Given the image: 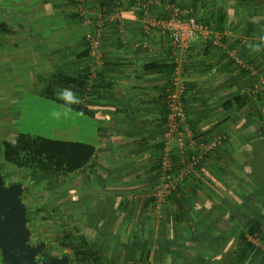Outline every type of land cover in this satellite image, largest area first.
Listing matches in <instances>:
<instances>
[{
	"label": "crops",
	"instance_id": "crops-1",
	"mask_svg": "<svg viewBox=\"0 0 264 264\" xmlns=\"http://www.w3.org/2000/svg\"><path fill=\"white\" fill-rule=\"evenodd\" d=\"M191 1L195 2L191 11L197 21L216 32L227 33L229 42L240 40L235 48L228 43L212 48L204 37L197 38L188 52L184 74V82L190 88L186 97L189 119L195 128L200 132L214 129L225 133L226 151L221 161L225 171L219 176V193L223 199L230 198L238 205L241 199H253L260 189H264V134L258 132L264 130V107L256 100V93L261 91L255 92L251 88L250 107L233 118H229L223 104L235 92L264 81V0ZM103 2L110 0H87L90 9L99 8ZM121 17L126 23L123 37L116 22L108 24L105 31L104 65L100 70L98 89L86 105L90 114L79 112L99 124L101 132L110 131L101 136L97 146L93 145L97 153L88 169L77 173L82 194L90 185L97 190L94 184L99 180L101 189L89 193L111 196L110 200L105 196V201L100 197L96 202L98 210L101 209L97 225L100 226L107 217L109 225L115 227L113 234L109 230L103 233L108 236V242L111 240L109 255L121 256L117 264H121L119 261L132 264L133 261H125L128 255L138 257L135 249H128L132 237L123 240L118 234L124 227L126 230L132 220L131 224L136 221L133 226L140 232L141 243H144V235L152 231L150 264H235L239 241L238 233L229 234L233 223L221 221L219 226L220 231L231 239V246L226 244L227 240L216 245L212 239L188 233L185 223L177 227L173 222L172 232L169 218L165 222L145 224L144 202L140 206L138 202L132 204L133 194L143 195L153 189L148 180L153 161L152 141L147 140L150 145L144 144V137L153 136L159 141L165 139L167 131L162 122L161 96L169 75L157 69L146 72L144 65L169 63L171 55L169 40L158 31L146 41L138 11L126 6ZM90 31L72 0H0V75L8 77L4 80L0 76V83L15 81L13 68L29 67L31 86L36 91H60L69 100L68 104L74 103L79 98V89L59 84L58 76L83 72L88 64L86 37ZM257 45L262 47L254 52ZM242 65L252 69H247L249 73L244 74ZM65 90H70L74 96ZM106 136H110L113 143L103 144ZM118 158L123 160L121 165L114 163ZM121 172L124 175H118L117 182L111 179L112 173ZM251 176L253 188L245 184V179ZM214 189L210 188L211 192ZM122 192L128 195L126 200L118 197ZM204 204L212 207L219 203L214 199ZM135 209L139 213L134 219L131 213ZM85 213L88 219L89 213ZM236 220L241 224L245 219L238 217ZM211 222L209 219V224ZM83 224L84 227L87 222ZM103 234L99 237L106 239ZM161 240L171 246L160 247ZM163 257L166 260L161 262ZM0 264H3L2 258Z\"/></svg>",
	"mask_w": 264,
	"mask_h": 264
},
{
	"label": "trees",
	"instance_id": "trees-1",
	"mask_svg": "<svg viewBox=\"0 0 264 264\" xmlns=\"http://www.w3.org/2000/svg\"><path fill=\"white\" fill-rule=\"evenodd\" d=\"M160 1V4H162V16H165V13L163 12L165 11L163 9V4H166V2H169L170 4H176L178 7L184 10L187 8L186 4L178 3L177 0ZM72 3L74 6L76 5L75 1L73 0ZM114 3V0H110V2L107 3L103 2L101 7H105L107 9V13H109L110 11L114 10ZM194 3L195 2L193 1L192 4ZM157 10V7L152 9L150 12L151 15L157 13ZM140 15H142V13H140ZM190 16L195 17L193 11ZM197 22L200 23L199 21ZM214 31L216 32V30ZM144 38L147 41L150 37L146 38L144 35ZM239 42V39L229 42L227 41V38L224 37L221 45H223V43H228L231 48H235ZM208 44L209 47L212 48H220L221 46L214 45L210 40H208ZM169 49L171 55L169 63H151L144 65V71L146 72L157 69L158 72H163L169 75L167 83L163 87L164 92L161 96V105L163 108L162 122L165 127L167 126L168 115L170 113L169 107L167 105V90L170 89L171 77L173 75L175 66L172 58V48L170 43ZM86 54L89 55L88 50ZM231 61L234 64L236 63L233 60ZM187 64L184 68L185 71ZM250 64L252 66V63ZM241 70L244 72V74L249 73L247 68H242ZM87 72V68H84L83 72L79 75L68 76L60 74L58 76V82L59 84L79 89V98L77 100L75 99V102L70 103L69 106H71L77 112L90 114L88 113L86 106L81 103V99L84 96ZM99 75L100 72L98 74V79L100 78ZM185 87V111L188 118V124L190 125L193 133V140L195 141L196 145L194 147H190L189 144L186 143V148L183 151L176 142L172 145L169 152L171 170L168 172V174L178 175L181 170L186 168L189 163L192 162L193 156L199 157V155L203 153L201 146L203 144H210L214 137H222V143L208 150L206 154L202 156V159H200L195 167L190 171V173L184 177L183 181L177 185L176 189L171 190V192L166 195L168 206L174 207L175 209L169 215V224L172 227L171 231H174L173 227L175 224L178 227L185 223L186 231L190 230L191 234L201 236L205 239H212L216 245H219L221 241L225 240L224 242H226L227 240L226 244L231 246V239H228L227 236L219 229L221 221H229L233 223V228L229 234L236 235V233H238L237 239L239 241V246L238 253L236 254L237 257L235 259V264H260L264 261V189H260V193H257L253 199H241V203L238 205L230 200V198L223 199L220 193L218 195L219 204H214L212 207L208 205L207 207L205 204L201 203L200 198H198L196 195L197 189H199L198 187L205 185L206 181L210 183L212 188L218 189V183L221 182L219 176L225 171L222 169L221 165L222 154H224L226 151L225 133H222L221 130L214 131V129L200 132L195 128L189 119V105H187L188 101L186 98L190 88L186 83ZM251 88H253L252 85L251 87L249 86L248 89L245 88L241 92H235L230 99L225 101L223 108L225 111H227L229 118L235 117L238 112L248 106L250 107L253 98L252 90H250ZM97 89L98 84H96L93 92L90 94L88 102H90ZM256 95V100H259L261 94L258 95V93H256ZM258 132L264 134L263 129L258 130ZM214 133L216 134L212 135ZM147 140L152 141L151 155L153 157V161L151 162V166L148 171V180L150 184H155L153 187L155 189L159 178L162 175V163L166 154L167 142L164 138H160L158 141L155 137L146 135V137H144V144L150 145ZM153 141H155V143ZM0 148L1 171L4 166H11L17 170L27 173L33 181L43 180L46 182H48V180H50L52 177H68L71 174L88 169L90 163L94 160L97 153L96 147L91 144L54 140L29 134H18L13 139V141L3 142V144L0 145ZM253 182L252 176L245 179V184L251 188H253ZM76 195L77 194L74 190L68 191L55 197L54 204L56 205L57 209H63L67 205H70L72 202H74L73 200L75 199ZM210 198L214 200L212 196H210ZM155 201L156 199L153 196L149 198L144 197V208L147 209L151 207ZM40 211H42L41 208L35 210L29 209V221ZM100 213L101 209H97L95 213L89 214L87 224L84 226V233L80 237H78L76 229L67 231L65 233L64 239L66 240V243L63 246L64 248L70 249L71 251L72 257L70 264H117V261L120 260V255L116 258L115 256H110L105 253L104 249H109V238L107 235L106 240H103L102 246H99L96 242V237L99 235V226L97 224ZM238 217L245 219L244 222L238 224L236 220ZM209 219L212 221L211 224H209ZM173 222L175 224H173ZM145 235L144 243H141L136 235L133 236V240L130 242L128 249H135L138 252V257L134 258L133 256L128 255L127 258H125V261H133L132 264L150 263L152 260L150 250L152 247L151 241L153 238L151 233L147 234L146 237ZM254 239H258V244H255L252 241ZM162 242L163 240L160 241V245L158 242V245L160 247L162 246V248L166 249L165 245L171 246L168 243L163 244ZM165 260L166 258L163 257L161 262H164Z\"/></svg>",
	"mask_w": 264,
	"mask_h": 264
},
{
	"label": "rangeland",
	"instance_id": "rangeland-1",
	"mask_svg": "<svg viewBox=\"0 0 264 264\" xmlns=\"http://www.w3.org/2000/svg\"><path fill=\"white\" fill-rule=\"evenodd\" d=\"M177 2L186 4L187 8L185 10H192L191 0H177ZM160 3V0H152L150 9L152 10L157 7V13L153 14V16L165 18V16L161 14L162 4L160 6ZM86 7L88 6L86 5L85 8ZM13 70L15 81L11 79L10 83H0V145L5 141H13L18 134H29L54 140L81 142L97 146L101 141V136L106 132L109 134L110 131L101 132L99 124L94 122L90 117L84 116L69 106V100L62 92H51L50 90L41 93L40 91H36V88L31 86L32 80L30 78V73H28L29 67L24 66L21 67V69L13 68ZM2 79L8 80V77H2ZM254 85V91H261L258 94H261L260 99L257 100L258 104L264 107V81L260 80L259 83L256 82ZM53 96H55V98H53ZM168 133L169 130L167 129L166 136ZM103 141V144L113 143L110 136ZM168 142H170V147L175 143L172 138L170 140L168 139ZM114 145L116 146L115 143ZM122 162L123 160L118 158V162L115 161L114 163L121 165ZM1 172L6 184H10L14 181L22 182L24 185L22 200L28 209H42V211L31 218L28 222V226L33 231V241L42 239L47 242L49 246L48 250L53 255H62L63 252L67 251L63 246L66 243L64 236L67 231L76 229L78 237L84 233L83 223L88 221L86 220L87 216L85 212L87 211L90 214L96 211L99 207L96 202L100 200V197L104 200L106 196V198H108L107 200H110V195L108 193L103 194V196H100L98 192L96 195L89 193V191L96 190L92 187L93 185L90 184L89 189L86 187L85 194H82V186L81 184L78 185L79 176L77 173L71 174L68 177H52L46 182L43 180L33 181L27 173L11 166H4ZM118 175H124V173H112L111 179L115 180L119 178ZM115 182H117V180H115ZM154 185L155 184H152L153 187ZM94 186L97 190L101 189L99 180H97ZM203 186L198 187L199 189H197L196 193L201 203L204 204V202L211 201L210 196L218 200L220 183H218V190L214 189L215 192H211L210 188H212V186H210L209 182L205 181V185ZM71 190H74L77 194L73 200L74 202L63 209H57L54 204L55 197ZM157 190L156 186L155 189L153 188L143 195L133 194V199L131 200L132 204L138 202L139 206L141 202H144V197L149 198L153 196L156 199L151 207L147 209L144 208L145 224H150L151 222L155 223L156 221L165 222V220L169 218L170 213L175 210L174 207L168 206L166 195ZM119 194L121 196L119 195L118 197L121 199L126 200L128 197L124 192ZM105 203L108 202L106 201ZM133 207L135 206L132 205L131 208ZM135 210L131 213L134 219L139 213L138 210ZM129 218H131L130 214ZM109 221L107 217L101 221L99 234H103L106 230H109L111 234H113L115 227L109 225ZM131 221L128 222L126 230L124 227L122 231L118 232L123 240H127L131 237L133 238L135 235L140 237V232L137 230V227L133 226V223L135 224L136 221L132 224ZM149 233L152 234V231H148L146 235ZM153 233H156L155 230ZM188 233H191L190 230H188ZM102 240L103 238L101 237L97 238L99 246H102L100 245ZM104 251L109 255L111 249H104ZM119 262L124 264L123 261Z\"/></svg>",
	"mask_w": 264,
	"mask_h": 264
},
{
	"label": "built area",
	"instance_id": "built-area-1",
	"mask_svg": "<svg viewBox=\"0 0 264 264\" xmlns=\"http://www.w3.org/2000/svg\"><path fill=\"white\" fill-rule=\"evenodd\" d=\"M76 5L75 8L79 15L82 17L83 22L90 26V33L86 37L87 49H88V64L86 85L84 87V96L81 99V103L86 106L88 98L93 92L94 87L98 84V74L104 65V55L102 50L103 40L105 37V31L108 24L117 23V28L121 34L124 35V29L126 27L125 20L121 17V11L129 6L134 10L142 13V35L146 38L151 37L156 31L162 35L167 36L170 46L172 48V58L174 61V71L171 77L170 89L167 90V105L170 113L168 115V123L166 128L169 130L168 135L165 137L167 142L166 154L162 163V175L159 178L157 191L168 195L171 190L176 189L177 185L183 181L190 171L195 167L202 156L206 154L208 150L216 145L222 143V137L216 136L210 144H203V153L199 157H192V162L180 171L178 175H171L168 172L171 170V161L169 158V152L171 149L168 139L171 138L178 144L183 151L186 148V143L190 147L196 145L193 140V133L188 124V118L185 111L184 97L186 92L184 74L185 66L188 63V52L191 44L199 37H204L206 40H210L214 45L220 46L224 37H228L227 33L215 32L211 27L200 24L196 21L191 10H184L178 7L176 4L166 3L163 4V11L165 18L151 15L152 0H114L115 7L113 11L107 13L105 7H99L90 9L87 4V0H73ZM92 12V15L90 14ZM89 16V17H87ZM190 16V17H188ZM243 68L252 69L242 65ZM254 92V91H253ZM257 92V90L255 91ZM255 244H258V239L252 240Z\"/></svg>",
	"mask_w": 264,
	"mask_h": 264
},
{
	"label": "water",
	"instance_id": "water-1",
	"mask_svg": "<svg viewBox=\"0 0 264 264\" xmlns=\"http://www.w3.org/2000/svg\"><path fill=\"white\" fill-rule=\"evenodd\" d=\"M1 154V148H0ZM24 185L20 182L5 184L0 165V252L4 264H70V257H50L39 261L46 242L31 243L28 227V207L22 200Z\"/></svg>",
	"mask_w": 264,
	"mask_h": 264
},
{
	"label": "flooded vegetation",
	"instance_id": "flooded-vegetation-1",
	"mask_svg": "<svg viewBox=\"0 0 264 264\" xmlns=\"http://www.w3.org/2000/svg\"><path fill=\"white\" fill-rule=\"evenodd\" d=\"M15 182H20V181H14V182H11V183H15ZM10 183V184H11ZM21 183V182H20ZM6 184V183H5ZM9 183L8 184H6V185H10ZM23 194V193H22ZM31 220V219H30ZM28 225H29V223H28ZM29 227V226H28ZM30 228V227H29ZM31 229V228H30ZM31 231H32V229H31ZM105 234V233H104ZM100 236V234L96 237V242H97V238ZM104 236V235H103ZM33 231H32V238H31V243H35V244H38L39 242H42V241H44V240H42V239H39V240H34L33 241ZM104 237H106V236H104ZM103 240H106V239H104L103 238ZM45 242V241H44ZM103 243V241H101V244L100 245H103L102 244ZM110 245H111V240H110V242H108V247H110ZM63 248V247H62ZM49 246H48V243L46 242V247H45V252H41L40 254H39V256H38V260L39 261H41V260H43V261H48L49 260V258L50 257H63L64 255H68L69 257H70V260H71V257H72V255H71V251L69 250V249H66V248H64L65 250H67V251H65V252H63L62 253V255H53L51 252H49Z\"/></svg>",
	"mask_w": 264,
	"mask_h": 264
},
{
	"label": "clouds",
	"instance_id": "clouds-1",
	"mask_svg": "<svg viewBox=\"0 0 264 264\" xmlns=\"http://www.w3.org/2000/svg\"><path fill=\"white\" fill-rule=\"evenodd\" d=\"M261 47H262V45H257V46H255V47L253 48V51H254V52H256V51H260ZM65 91H68V92H69V95L74 96V94L71 93L70 90H65Z\"/></svg>",
	"mask_w": 264,
	"mask_h": 264
}]
</instances>
